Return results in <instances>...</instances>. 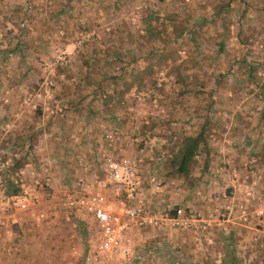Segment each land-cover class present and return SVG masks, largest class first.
Returning a JSON list of instances; mask_svg holds the SVG:
<instances>
[{
    "label": "rangeland",
    "instance_id": "374dc122",
    "mask_svg": "<svg viewBox=\"0 0 264 264\" xmlns=\"http://www.w3.org/2000/svg\"><path fill=\"white\" fill-rule=\"evenodd\" d=\"M227 1L0 0V179L13 159H25L17 177L31 201L26 211L14 208L0 181V264H83L80 219L44 209L53 182L67 186L81 173L77 157L89 174H100L94 165L101 143L116 155H137L136 176L151 210L175 206L193 223L140 227L136 263L219 264L232 249L241 264H264V0H232L214 11ZM147 22L163 25L161 42L148 39ZM171 23L195 27L174 37ZM150 45L156 48L146 57ZM80 56L95 64L93 85L80 80ZM242 60L256 66L252 74L260 73V81L236 80L245 77ZM148 64L151 73L140 72ZM138 71L139 84L118 99L113 94L116 106L103 110L100 95L89 93L99 82L107 95L117 93L120 84L110 76L122 73L121 81H129ZM186 87L192 91L181 93ZM205 119L214 126L208 167L191 164L186 179L164 176L171 147ZM113 126L118 138L107 143L104 133ZM99 190L111 207L122 199L105 180Z\"/></svg>",
    "mask_w": 264,
    "mask_h": 264
},
{
    "label": "built area",
    "instance_id": "2783aa9c",
    "mask_svg": "<svg viewBox=\"0 0 264 264\" xmlns=\"http://www.w3.org/2000/svg\"><path fill=\"white\" fill-rule=\"evenodd\" d=\"M115 126L104 133L105 142L111 143L118 138ZM97 165L95 170L100 174L88 173V163L83 157H77L76 165L81 173L67 186H59L53 182L51 173L44 169V182L53 186L55 192L46 202L45 211L63 209L80 219L83 224L86 242L83 253V264H147L136 263L135 255L137 235L140 227H164L169 224L173 228H192L191 219L183 217L180 209L174 215L165 211H153L149 208L145 193L139 187L136 176L138 158L134 153L116 155L105 151L102 143L96 151ZM93 171V170H92ZM101 175L103 178H101ZM112 183L122 199L113 207L106 203L99 188L101 183ZM14 208L26 211L30 208L28 192L23 190L10 196ZM37 201V206L41 204ZM44 212L37 215L44 218ZM190 218V217H189ZM12 222L16 219L12 216ZM201 228H206L202 225Z\"/></svg>",
    "mask_w": 264,
    "mask_h": 264
},
{
    "label": "trees",
    "instance_id": "16d2710c",
    "mask_svg": "<svg viewBox=\"0 0 264 264\" xmlns=\"http://www.w3.org/2000/svg\"><path fill=\"white\" fill-rule=\"evenodd\" d=\"M93 1H98V0H93ZM232 0H228L227 2H222V5H216L214 7V11H219L223 12L228 8V3H230ZM218 13V12H217ZM152 15H148L147 20H151ZM169 18L173 20V16L169 15ZM221 22V21H220ZM163 25H161L160 28H157V25L151 24L149 22L144 24V30L145 34L148 35V39H150L152 42H156L157 39H159V42L162 41V38L160 37V33H166L165 28L162 29ZM195 26L191 27H179L176 23H171L169 25V30L168 34L173 35L174 37H180L185 32H188V30H192ZM163 31H162V30ZM223 32V31H221ZM218 37V36H217ZM217 44V51L221 52L224 48V35L223 33L219 34L218 39L216 40ZM150 50L147 51L144 56L151 57L153 50L156 48L155 46L150 45ZM259 56H263L260 54ZM144 58V57H142ZM263 62H259V68L263 67ZM242 65H246L247 70H243V73H245V77L243 78H236L238 82L245 80H248V82H255L260 81L261 79V74L259 73L256 75H253V71L255 70L256 66L255 65H249V63L245 60L241 61V64H239L240 68ZM55 68L58 69L59 72L64 71V66H61L59 64L55 65ZM95 64L89 59L88 57L85 56H80L79 59V65H78V70L80 71V80L83 84L86 86L93 85V75H92V70H94ZM151 68L152 66L150 64L145 65L140 72H146L147 74L151 73ZM120 69L125 71L124 66H120ZM82 70V71H81ZM138 71V73H134V75L130 76L129 81H126V78L121 81V77L125 76L122 73H119L118 75H111L110 79H113V85H117V83L120 84L119 90L111 93V95H107V93L103 92L101 90V83L99 82L96 86H94L89 93H93L95 96L97 94L100 95L101 97V106L103 110H106L108 107L111 106H116L113 104V94L116 96V98H120L125 89H129L131 84L136 82L140 83L142 80L141 74ZM237 77V76H235ZM219 75L216 76L215 83H220L219 80ZM264 87L263 83H259V94L262 93V89ZM98 91H100L98 93ZM188 91H192V88H185L181 91V93ZM37 113H39V109L36 110ZM89 113L92 114V110L89 109ZM214 126L212 123L208 120L205 119L202 124L199 126L198 130L195 132L193 135H183L179 140L175 142V144L171 147L170 149V155L165 161V166H166V173H163L164 176H172V177H178V178H184L186 179V176L190 170L191 164H197L200 163L201 169L205 170L208 167V153H209V145H208V136L209 132ZM31 137V136H30ZM31 148V145H29V149ZM25 159L18 158V159H13V161L9 164H7L1 171V186L3 188V196L4 197H9L11 195H14L19 192L20 186H19V180L17 177V174L20 172V170L27 164ZM259 160H264V151L259 152ZM190 180V179H188ZM197 180V179H193ZM192 184L191 181H189V185ZM176 207H172V209L169 210L168 214L174 215L175 214ZM229 245L231 246V243L228 239ZM225 259H221V262L219 264H241L239 261H237L233 250H228L225 254Z\"/></svg>",
    "mask_w": 264,
    "mask_h": 264
},
{
    "label": "crops",
    "instance_id": "0c3cea01",
    "mask_svg": "<svg viewBox=\"0 0 264 264\" xmlns=\"http://www.w3.org/2000/svg\"><path fill=\"white\" fill-rule=\"evenodd\" d=\"M90 131H91V129H90ZM91 138H92V136H91V133H90L89 137L86 138L88 144H86V145L84 146V148H86V149H85L86 151H87V150H90V149H89V146L91 145V144H90V140H91ZM91 146H92V145H91ZM88 156H90V154H88ZM63 161H65V159L62 157V162H63ZM96 165H97V161L95 162V166H96Z\"/></svg>",
    "mask_w": 264,
    "mask_h": 264
}]
</instances>
